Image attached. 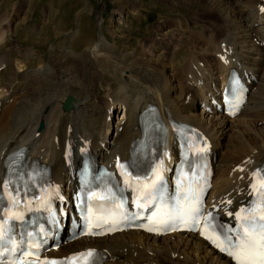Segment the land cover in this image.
Returning a JSON list of instances; mask_svg holds the SVG:
<instances>
[{
    "label": "bare ground",
    "instance_id": "bare-ground-1",
    "mask_svg": "<svg viewBox=\"0 0 264 264\" xmlns=\"http://www.w3.org/2000/svg\"><path fill=\"white\" fill-rule=\"evenodd\" d=\"M214 1L219 2L217 5L225 22L213 48L215 63L205 66L192 59L182 61L185 63L182 67L184 80L180 81L186 82L187 97L177 99L176 84L170 85L171 82L161 77L163 73L159 72L157 63H153L156 59L133 54L121 60L125 68L120 82L106 89L103 117L93 109L97 108L93 106L95 101L92 104L87 95H78L77 89H73L78 88L76 83L73 86L72 77L63 70L55 76V82L52 80L54 83L45 84L37 92L35 88L24 89L25 83L20 80L8 88L3 87L2 70L9 57L3 52L7 47L6 32L0 33V188L6 172V158L17 149L26 150L30 163L36 161L50 170L49 183L59 185L66 200H57L59 221L50 245L63 242L59 250L46 256L62 258L92 250L106 257L103 264H236L233 258L219 253L194 233L154 236L129 230L103 238L82 237L65 242L73 236L68 234L69 228H73V225L69 226L68 214L78 220L77 214L73 213L71 195L77 188L75 172L84 157L113 169L119 161L129 160L141 137L139 115L149 104L157 105L167 122L190 125L205 139V154L214 171L207 210L214 209L226 224L233 226L235 212L249 204L254 172L264 168V11H261L264 0ZM102 23L99 14V26ZM120 23L121 19H118L117 24ZM95 42L96 46L88 53L89 59L96 61L97 57L103 56L101 52L113 51L106 41ZM33 52L21 54L23 58H29L35 55ZM20 62L15 63V75L21 80L28 77L48 80L54 73L49 62L40 61L37 68L27 71ZM99 65L106 71L115 68L102 60ZM231 69L236 70L249 87L246 103L234 118L223 114L219 108ZM44 80L40 83H46ZM69 96L75 101L71 109L65 111L62 106ZM119 108L125 113L114 124L113 118ZM63 111L68 115H61ZM65 117L68 120L61 125ZM41 123L44 127L39 130ZM178 146L176 139L170 137L165 149L169 167L180 159ZM61 206L68 213L64 217L59 212Z\"/></svg>",
    "mask_w": 264,
    "mask_h": 264
},
{
    "label": "rangeland",
    "instance_id": "rangeland-1",
    "mask_svg": "<svg viewBox=\"0 0 264 264\" xmlns=\"http://www.w3.org/2000/svg\"><path fill=\"white\" fill-rule=\"evenodd\" d=\"M217 3L214 0H0V33L5 31L7 40L3 52L9 57L2 70L1 84L8 88L20 80L25 83L24 89L37 92L52 84V80L55 82V76L63 70L72 77V85L79 88L73 87L78 95H87L92 104L95 101L93 106L98 110L93 109L103 117L106 89L120 82L125 68L122 58L137 54L156 59L153 63H157L159 72L163 73L161 77L171 82L170 85L175 83L177 99L184 100L189 93L186 82L180 81L184 80L183 62L192 59L205 66L215 63L213 48L225 27ZM99 14L102 15L101 26ZM118 19H121L120 24H117ZM57 24L58 34L53 31ZM99 39L106 41L113 51H103L100 53L103 56L93 61L88 53ZM26 50L34 51L35 55L23 58L21 53ZM17 60L22 61L20 65L25 66V71L37 68L40 61L49 62L54 73L51 79L41 78L44 84L40 83L43 82L40 78L38 81L31 77L21 80L15 75ZM100 60L114 66L113 71L101 67ZM64 114L68 115L63 111L61 115ZM118 117H121L119 113L115 119ZM67 120L65 117L60 124Z\"/></svg>",
    "mask_w": 264,
    "mask_h": 264
},
{
    "label": "snow or ice",
    "instance_id": "snow-or-ice-1",
    "mask_svg": "<svg viewBox=\"0 0 264 264\" xmlns=\"http://www.w3.org/2000/svg\"><path fill=\"white\" fill-rule=\"evenodd\" d=\"M264 11V8L261 9ZM264 173V170H258L257 174ZM139 181V177L136 178ZM160 179L159 173L156 168L153 169V179L151 184H144V189L151 188L153 191L156 189V182ZM127 183V181H126ZM261 188L262 199L259 205H255L253 208L247 210V215L241 216V213L245 212V209H241L240 212L236 214L237 221H240V230L237 231L235 236V242L231 236H225L224 240H220L219 237L206 236L210 239L212 243L219 248L222 252H227L231 256L236 264H264V175H261L259 181ZM4 190L11 198V205L5 211L8 213L2 219H0V246L5 241L6 234L9 231V222L11 220H21L22 216L19 213L12 212V209L15 208L21 200L17 199L19 196V191H9L10 181H4ZM256 183L252 184V188L256 189ZM148 195H151V192H148ZM46 200V198H45ZM44 201H42L43 203ZM198 198L197 206L189 207L184 210L183 215L191 219L193 228L199 223L197 216L199 214L198 207ZM171 218V217H169ZM152 230V229H148ZM201 235H205V232H201ZM2 254V253H0ZM26 255H35L36 253H25ZM83 256H92V250H89L87 253H81ZM14 264H26L23 259H17L14 261ZM27 264H33V262H27ZM42 264H61L59 261L55 260H45L42 261Z\"/></svg>",
    "mask_w": 264,
    "mask_h": 264
},
{
    "label": "water",
    "instance_id": "water-1",
    "mask_svg": "<svg viewBox=\"0 0 264 264\" xmlns=\"http://www.w3.org/2000/svg\"><path fill=\"white\" fill-rule=\"evenodd\" d=\"M75 101L74 97L72 96H69L66 98L64 104H63V110L65 111H69L71 109V107L73 106V102ZM43 124L41 123L40 127H39V130H42L43 129Z\"/></svg>",
    "mask_w": 264,
    "mask_h": 264
},
{
    "label": "crops",
    "instance_id": "crops-1",
    "mask_svg": "<svg viewBox=\"0 0 264 264\" xmlns=\"http://www.w3.org/2000/svg\"><path fill=\"white\" fill-rule=\"evenodd\" d=\"M58 27V28H57ZM54 30V29H53ZM54 31H56V34H58L59 33V31H60V29H59V25L57 24L56 25V28H55V30ZM90 36H88V38H89Z\"/></svg>",
    "mask_w": 264,
    "mask_h": 264
}]
</instances>
